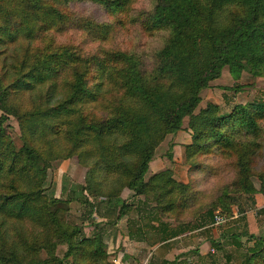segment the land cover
<instances>
[{
	"label": "trees",
	"instance_id": "trees-1",
	"mask_svg": "<svg viewBox=\"0 0 264 264\" xmlns=\"http://www.w3.org/2000/svg\"><path fill=\"white\" fill-rule=\"evenodd\" d=\"M83 2L121 18L120 25L133 0H0V181H8L0 186L9 189L0 188V264H111L97 231L85 237L81 226L65 219L70 201L86 205L93 217L99 197L105 195L107 209L117 211L113 224L135 204L134 209L148 207L160 221L189 220L204 192L189 190L171 173L144 180L156 146L179 131L185 118L191 142L183 148L184 160L202 158L189 175L207 173L214 180L215 173L230 169L237 173L231 184L208 199L211 204L196 227L213 226L214 210L227 209L229 201L240 195L258 192L251 177L260 152L258 140L264 135L259 125L264 103L235 105L226 113L212 103L197 108L200 92L220 78L224 68L234 77L244 71L253 76L264 73V0H156L149 13L139 16L140 22L144 29L168 30L169 38L150 71L138 55L125 52L99 50L88 57L75 47L54 48L49 43L35 48L37 39L54 29H76L93 40H105L112 28L119 27L97 23L71 9ZM92 70L97 82L89 86ZM109 88L123 91L127 99H119L105 120L89 123L83 117L73 118L79 104ZM21 92L30 95V109L18 103L16 95ZM9 116L18 122L22 144L17 151L6 136ZM62 121L67 124L65 137L50 140ZM53 143L59 151L53 150ZM59 152L88 168L86 183L70 186L65 180L61 196L69 191L71 197L48 199L39 178L46 173L47 162L61 156L54 154ZM216 157L217 165L206 163ZM262 185L258 190L264 194ZM124 190L143 201L129 204L122 198ZM237 206L238 216L246 222L242 217L246 211ZM256 214L264 215V207ZM100 217L99 223L91 222L95 229L107 222L104 215ZM17 222L37 227L39 234L28 240ZM160 227V244L186 232L166 229L162 222ZM142 228L136 230L143 240ZM240 237L251 244L245 264H264V234L245 230ZM223 240L241 247V239L231 231L212 244L219 247ZM57 245L66 246L61 257H55ZM40 251L48 252L46 258L38 257Z\"/></svg>",
	"mask_w": 264,
	"mask_h": 264
},
{
	"label": "rangeland",
	"instance_id": "rangeland-1",
	"mask_svg": "<svg viewBox=\"0 0 264 264\" xmlns=\"http://www.w3.org/2000/svg\"><path fill=\"white\" fill-rule=\"evenodd\" d=\"M156 0H133L129 7L128 16L122 24L121 18H114V16L108 14L99 5L91 3H77L71 6V9L78 10L79 13L91 18L92 21L102 24L117 25L118 28H112L108 37L105 40H93L86 33L76 29H70L63 32L57 30H51L43 33L35 42V48L41 50L46 44H51L52 47H75L78 48L82 54L90 57L97 53L99 50L120 51L129 54L138 55L145 65L146 69L150 71L155 65L156 54L159 52L166 40L169 38V31L166 29L152 30L144 29V26L140 22V15L149 13L155 6ZM133 18V22H129V18ZM144 19V17H142ZM145 17V21L147 22ZM94 70L91 71L88 85H93L97 82ZM114 88V87H113ZM21 103L27 109H30V95L25 92H21L16 95ZM127 99L123 91L121 90H109L100 93L95 99L79 104L76 107L73 118L80 119L83 117L85 121L99 122L105 120L114 105L120 99ZM264 103V73L260 76H253L246 71L242 72L239 77H234L229 73L228 68H224L221 72L220 78L212 81L209 87L200 92V104L198 110L204 108L207 103L218 105L223 113L230 111L233 106H250L253 103ZM79 111L78 113H76ZM1 115V112H0ZM188 119L183 120L181 129L173 134H168L164 137L162 142L156 146L154 155L149 162L148 171L144 177L147 181L153 175L158 173H171L172 179L180 184L188 186L189 190L194 188L205 194L201 195L200 206L195 209L190 215L189 220L176 221L173 218H164L160 221V217L155 214H151L148 207H144L143 210L134 209L137 206L135 204L125 217L116 220L117 211L107 209L105 206L106 196L99 197V203L96 207V212L92 216H89V208L77 201H70L67 205V213L65 219L68 223L81 226L85 237H92L97 231L102 238L105 251L107 252V261L111 264H162V261L170 262L173 264H245V257L247 249L251 244L246 241L240 234L247 230L257 235L264 234V215L256 214V211L264 206V194L259 192L258 189H264V182L260 180V177L264 181V135L258 140L260 144V152L257 166L253 168V175L251 180L256 188V193L246 195H240L236 197L235 201L228 203L227 209L217 208L212 213L217 214L226 221L219 226L208 225L198 229L196 226L203 219V214L208 210L211 202L208 199L216 194H219V190L234 180L237 174L235 169L225 171V173H215L216 178H209L207 173H196L190 176L189 173H194L190 170L191 166L201 162V159L193 158L192 162L186 163L184 160V147L190 144L188 137L186 136ZM259 125L264 131V119L259 121ZM6 126V136L10 142H12V150L17 151L21 147L20 131L18 122L9 116L8 121L4 123ZM67 130V124L60 122L57 129L52 131V135H49L50 140L55 139L60 141L65 137ZM186 131V132H185ZM55 136V137H54ZM188 143V144H186ZM63 147V146H60ZM54 151H59L56 144H52ZM61 156L51 158L47 162L46 173H43L39 179H43V193L49 198L59 199L61 198L62 183L66 180L68 185L82 184L86 182V174L88 168L80 165L75 157L64 158V152L54 153ZM55 157V156H54ZM219 157L210 158L205 160L207 164L209 162L216 164L219 161ZM159 163H163L166 167L162 171H157ZM234 172V173H233ZM32 176V173H30ZM208 175V176H207ZM8 181H0V185L7 183ZM22 183V182H21ZM4 187L9 191L6 186ZM188 190V191H189ZM243 194V193H242ZM71 193L68 191L62 199H69ZM122 198L130 203L142 202L143 197L132 198V194L128 190H124ZM152 200V199H151ZM150 206H154L153 201H149ZM153 202V203H152ZM246 211V222L238 216V206ZM149 206V207H150ZM100 215H104L107 222H101L100 226L96 229L92 221H101ZM238 216V218H237ZM235 221H231L234 219ZM236 218L238 220H236ZM111 220V222L108 221ZM165 221V222H164ZM230 221V222H229ZM160 222L166 223V229H173L178 232L179 230H186L185 233L179 235V238L174 242H169L161 247L159 246V238L162 227ZM97 223V222H96ZM105 223V224H103ZM143 226L142 230L143 241H140L136 228ZM19 227L24 233L25 238L32 239L33 235H38L39 230L37 227L30 225L29 223L17 222ZM195 227V228H194ZM235 233L238 239H241V247H236L231 244H225L224 240L219 247L212 244L213 240H217L220 234ZM167 234V232H165ZM168 235V234H167ZM166 235V236H167ZM173 245L168 247L170 244ZM66 250L65 245H57L55 250V257H61ZM200 251L202 255L195 254L193 251ZM46 253L38 252L40 259L46 258ZM177 260V261H176Z\"/></svg>",
	"mask_w": 264,
	"mask_h": 264
},
{
	"label": "crops",
	"instance_id": "crops-1",
	"mask_svg": "<svg viewBox=\"0 0 264 264\" xmlns=\"http://www.w3.org/2000/svg\"><path fill=\"white\" fill-rule=\"evenodd\" d=\"M186 132V131H185ZM186 136L188 137V140L190 141V139H191V137H190V134H189V132H186ZM186 144H188V143H186ZM159 166H161V167H158L157 168V171H162V170H164L166 167H164V165H163V163H159L158 164ZM264 207V206H263ZM262 207V208H263ZM251 232V231H250ZM252 233V232H251ZM254 234V233H253ZM255 235H257V234H255ZM179 237H176V238H173V239H170V240H168L167 242H174L176 239H178ZM140 239V238H139ZM140 241H143L142 239H140ZM166 243V242H165ZM162 244H164V243H162ZM162 244H159V246H157V247H161V246H163ZM173 245V243L172 244H170L168 247H171ZM199 253H200V251H199ZM201 255L203 254V253H200Z\"/></svg>",
	"mask_w": 264,
	"mask_h": 264
},
{
	"label": "built area",
	"instance_id": "built-area-1",
	"mask_svg": "<svg viewBox=\"0 0 264 264\" xmlns=\"http://www.w3.org/2000/svg\"><path fill=\"white\" fill-rule=\"evenodd\" d=\"M215 222L213 226H219L220 224H223L226 221V217L222 218L221 216L214 213Z\"/></svg>",
	"mask_w": 264,
	"mask_h": 264
}]
</instances>
